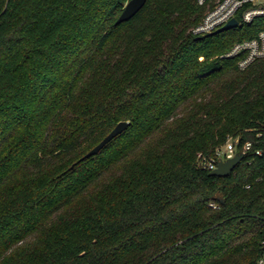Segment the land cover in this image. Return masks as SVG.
Returning a JSON list of instances; mask_svg holds the SVG:
<instances>
[{
    "label": "trees",
    "instance_id": "1",
    "mask_svg": "<svg viewBox=\"0 0 264 264\" xmlns=\"http://www.w3.org/2000/svg\"><path fill=\"white\" fill-rule=\"evenodd\" d=\"M129 1L0 0V264H264V59L221 58L264 17L195 35L197 0H147L117 25ZM231 137L253 147L212 175Z\"/></svg>",
    "mask_w": 264,
    "mask_h": 264
},
{
    "label": "built area",
    "instance_id": "2",
    "mask_svg": "<svg viewBox=\"0 0 264 264\" xmlns=\"http://www.w3.org/2000/svg\"><path fill=\"white\" fill-rule=\"evenodd\" d=\"M197 3L199 6L206 7L207 10L202 21L193 28L195 35L211 34L233 18L238 20V26H242L243 23H252L257 18L264 17V0H197ZM238 56H242L239 61V68L242 70L247 69L257 60L264 59V31L258 37L236 43L221 58ZM239 145L240 138L231 137L225 145V150L219 149L215 157L207 158L203 156L204 154H200L203 157L200 160L201 167L213 171L221 160L226 161L240 153ZM252 147L250 142L244 144L242 153L246 154ZM257 154L261 155L262 151L258 150ZM212 205L217 207L215 203Z\"/></svg>",
    "mask_w": 264,
    "mask_h": 264
},
{
    "label": "water",
    "instance_id": "3",
    "mask_svg": "<svg viewBox=\"0 0 264 264\" xmlns=\"http://www.w3.org/2000/svg\"><path fill=\"white\" fill-rule=\"evenodd\" d=\"M146 3L147 0H130L126 4L123 12L116 21V24L119 25L125 21L132 19L138 12H140V10L145 6ZM235 27H238V20L236 18H233L225 26L217 29L216 31L212 32L209 35H215ZM130 124H131L130 121H121L120 123H118V125L97 146H95L90 152H88L82 159H86L88 157L99 154L107 144H109L118 135L123 133L130 126ZM244 157H245L244 153H237L233 158H230L226 161L221 160L218 164V167L214 169L211 172V174L219 177L230 176L234 172L236 167L244 159ZM216 197L221 202H224V198L222 194H218Z\"/></svg>",
    "mask_w": 264,
    "mask_h": 264
},
{
    "label": "rangeland",
    "instance_id": "4",
    "mask_svg": "<svg viewBox=\"0 0 264 264\" xmlns=\"http://www.w3.org/2000/svg\"><path fill=\"white\" fill-rule=\"evenodd\" d=\"M201 60H204V58L203 59H201ZM225 150V146H223L221 149H220V151H224ZM219 151V150H218ZM217 155V154H216ZM203 156H206L207 158H210L209 156H207V155H203ZM212 157H215V156H212ZM203 157H201V155L199 154V163H200V160L202 159Z\"/></svg>",
    "mask_w": 264,
    "mask_h": 264
}]
</instances>
